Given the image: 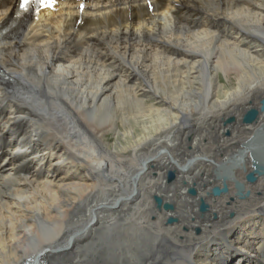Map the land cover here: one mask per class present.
Listing matches in <instances>:
<instances>
[{"label": "bare ground", "instance_id": "obj_1", "mask_svg": "<svg viewBox=\"0 0 264 264\" xmlns=\"http://www.w3.org/2000/svg\"><path fill=\"white\" fill-rule=\"evenodd\" d=\"M263 105L264 0L71 1L9 27L0 264H264Z\"/></svg>", "mask_w": 264, "mask_h": 264}, {"label": "water", "instance_id": "obj_2", "mask_svg": "<svg viewBox=\"0 0 264 264\" xmlns=\"http://www.w3.org/2000/svg\"><path fill=\"white\" fill-rule=\"evenodd\" d=\"M262 109L264 110V105H263ZM257 116H258V111L256 109H251L245 114L244 122L245 123H252V122H254L256 120ZM255 172L256 173H261L259 167H257ZM174 177H175L174 172H170L169 173V180L174 179ZM248 180L249 181H255L256 180V177H255L254 173H251V174L248 175ZM236 188L238 190L239 195H241L242 192L244 191V185L237 181L236 182ZM225 191H227L226 187L224 189H220L218 187H216L214 189V193L216 195H219V194H221L222 192H225ZM190 193L194 195V194H196V190L195 189H190ZM156 200H157L158 207H161L162 203H163L162 200L160 198H158V197L156 198ZM164 206H165V208H170L171 207V206H169L167 204H165ZM206 209H207V205L205 203H202L201 211L204 212V211H206ZM173 221H174L173 219L170 220V222H173Z\"/></svg>", "mask_w": 264, "mask_h": 264}, {"label": "rangeland", "instance_id": "obj_3", "mask_svg": "<svg viewBox=\"0 0 264 264\" xmlns=\"http://www.w3.org/2000/svg\"><path fill=\"white\" fill-rule=\"evenodd\" d=\"M170 172H174V171H173V170H170ZM170 172H169V173H170ZM252 172H253V171H251L250 173H252ZM174 174H175V173H174ZM248 174H249V173H248ZM174 178H175V177H174ZM168 179H169V174H168ZM192 188H194V189L196 190V188H195L194 186H192L190 189H192ZM196 192H197V190H196ZM189 194L192 195V196H195V195H196V194H195V195L191 194V193H190V190H189ZM158 198H159V197H158ZM160 199H161V198H160ZM155 202H157L156 198H155ZM156 204H157V203H156ZM163 204H164V203H163ZM166 204H167V203H166ZM164 205H165V204H164ZM162 206H163V205H162ZM157 207H158V204H157ZM164 207H165V206H164ZM171 218L174 219V221H173V222H170V221L168 220V223H170V224H174V223H176V218H175V217H170V219H171ZM196 233L199 234L200 232H199V231H196Z\"/></svg>", "mask_w": 264, "mask_h": 264}]
</instances>
